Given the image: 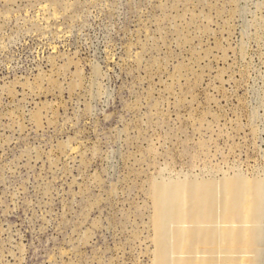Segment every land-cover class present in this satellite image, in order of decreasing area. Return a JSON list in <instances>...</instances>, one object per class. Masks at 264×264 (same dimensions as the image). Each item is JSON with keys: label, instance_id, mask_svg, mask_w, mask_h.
<instances>
[{"label": "rangeland", "instance_id": "374dc122", "mask_svg": "<svg viewBox=\"0 0 264 264\" xmlns=\"http://www.w3.org/2000/svg\"><path fill=\"white\" fill-rule=\"evenodd\" d=\"M0 264H264V0H0Z\"/></svg>", "mask_w": 264, "mask_h": 264}]
</instances>
